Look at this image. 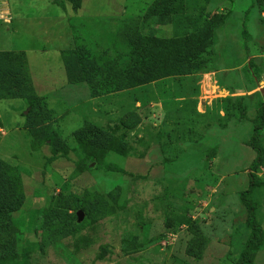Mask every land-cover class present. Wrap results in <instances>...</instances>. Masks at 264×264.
<instances>
[{"label": "rangeland", "instance_id": "1", "mask_svg": "<svg viewBox=\"0 0 264 264\" xmlns=\"http://www.w3.org/2000/svg\"><path fill=\"white\" fill-rule=\"evenodd\" d=\"M156 1L61 7L84 17L69 26L58 59L36 52L43 42L29 29V9L38 0H0V262L235 264L250 234L240 201L249 174L264 231V128L260 167L251 169L255 118L264 114V7L178 0V19L159 7L142 23ZM202 12L227 17L211 45H199L200 73L173 59L157 80L128 86L135 42L150 31L167 47L189 39ZM18 25L28 28L16 36ZM118 61L121 74H109ZM195 238L199 249L187 254ZM254 264H264V239Z\"/></svg>", "mask_w": 264, "mask_h": 264}, {"label": "trees", "instance_id": "2", "mask_svg": "<svg viewBox=\"0 0 264 264\" xmlns=\"http://www.w3.org/2000/svg\"><path fill=\"white\" fill-rule=\"evenodd\" d=\"M255 2L258 6L264 7V0H255ZM182 6L181 1L179 2L178 0H157L142 17V23H146L151 16L158 15L160 10L164 7L168 9V12L171 14L169 16H171V18L178 19V16L181 15L183 11ZM159 7L161 9H159ZM226 17L227 15H214L211 17L206 12L200 13L199 16L191 22L190 27L193 31L191 38L175 41L172 43L171 47H167L165 41H161L156 38L151 31L148 32L149 34H152L150 37H140L135 42L133 46L134 49L131 50V57L129 58V63L127 64V68L132 76V80L129 82L128 86L138 87L152 83L165 73L169 72L168 67L173 59L182 60L184 62L183 65H181L183 69L200 73V67L195 63L196 60L199 61L202 59L201 56L203 47L201 49L199 47L204 46L206 48L208 45H211L214 30L217 27L224 25ZM244 34L246 35L245 32ZM119 59H121V57ZM119 65H121L119 61L112 65L109 70V74H111V72L112 74H119V71L116 69L117 67H120ZM78 75H80V71L77 68V72H74L73 74L71 73L69 76L71 82H73ZM119 82L120 80H113V84L115 85ZM25 91L28 90L26 89ZM263 128L264 114L262 110H259L255 118V127L253 130V137L251 139V148L257 154L255 161L251 165L252 170H257L260 167L261 153L256 146V142L259 140ZM255 179L256 176L254 174H249V187L246 191L240 194V201L246 209V225L250 230V234L240 257L235 264H254L258 248L261 246L264 239V231L256 218V205L251 200V194L255 187ZM80 207L81 206L76 199L74 208L80 209ZM75 221H77V216L74 218L72 225L76 228H81L82 224H77ZM194 229H196V227ZM197 232H199L198 228L195 233ZM196 243V238L190 241L187 247V254H194V252L198 251V245ZM196 255L199 257V254ZM0 264L13 263L1 261Z\"/></svg>", "mask_w": 264, "mask_h": 264}, {"label": "crops", "instance_id": "3", "mask_svg": "<svg viewBox=\"0 0 264 264\" xmlns=\"http://www.w3.org/2000/svg\"><path fill=\"white\" fill-rule=\"evenodd\" d=\"M71 1V2H70ZM73 0H59V2H61V6L56 4H53L50 2V0H38V6L36 9H29L30 12V19H33V21L31 22V25H29V29L33 28L37 33H40L41 35V39L43 44L39 46V48L37 49V53L39 54H44V52L46 50L49 51L48 56H57V58L59 59V48L62 45H68V40L70 38V34H71V28H69L70 25L73 24V21L77 20L78 18H83V16H77L75 13H73L74 15H72L69 12H63L61 7H63L65 10L67 8H71V10L73 11L74 8L76 9V3L73 5L72 3ZM44 8V9H43ZM71 11V12H72ZM78 11V10H77ZM76 11V12H77ZM93 14H90L89 16H91ZM87 15H85L86 17ZM87 16V17H89ZM36 17H38V21L36 22ZM106 17H110V16H106ZM90 18L95 19H102L105 17H100V16H91ZM35 20V21H34ZM23 27H27L28 26H15V28H17L18 33H15V35H19L21 33V31L19 29L23 28ZM31 27V28H30ZM27 28L25 30V32L27 31ZM24 34V33H22ZM26 34V33H25ZM24 34V36H25ZM14 35V36H15ZM23 41L22 39H19L17 42H21ZM25 53V55L28 57L29 54L31 52H35L34 50L28 49L27 48H23L22 49ZM45 50V51H44ZM70 50L71 48H67L64 50H60V55H61V60H62V64H64V55L68 52V54H70ZM22 51V52H23ZM58 52V53H57ZM73 53H71L72 56ZM47 55V54H45ZM41 60H43V58H41ZM70 72L66 71L65 75L67 74V80L68 82H71V80L69 79V74ZM74 72H72L73 74Z\"/></svg>", "mask_w": 264, "mask_h": 264}, {"label": "water", "instance_id": "4", "mask_svg": "<svg viewBox=\"0 0 264 264\" xmlns=\"http://www.w3.org/2000/svg\"><path fill=\"white\" fill-rule=\"evenodd\" d=\"M262 95L264 97V89L262 90ZM76 216H77V223H81L83 220L84 213L81 210H79L77 211Z\"/></svg>", "mask_w": 264, "mask_h": 264}, {"label": "built area", "instance_id": "5", "mask_svg": "<svg viewBox=\"0 0 264 264\" xmlns=\"http://www.w3.org/2000/svg\"><path fill=\"white\" fill-rule=\"evenodd\" d=\"M263 17H264V14H263ZM260 61H261V64L264 66V51L260 55Z\"/></svg>", "mask_w": 264, "mask_h": 264}]
</instances>
